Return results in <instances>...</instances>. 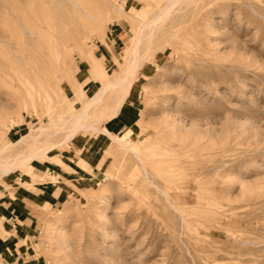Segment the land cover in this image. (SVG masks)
Instances as JSON below:
<instances>
[{"label": "rangeland", "instance_id": "1", "mask_svg": "<svg viewBox=\"0 0 264 264\" xmlns=\"http://www.w3.org/2000/svg\"><path fill=\"white\" fill-rule=\"evenodd\" d=\"M0 188L33 264H264V0H0Z\"/></svg>", "mask_w": 264, "mask_h": 264}, {"label": "crops", "instance_id": "2", "mask_svg": "<svg viewBox=\"0 0 264 264\" xmlns=\"http://www.w3.org/2000/svg\"><path fill=\"white\" fill-rule=\"evenodd\" d=\"M123 122H126L123 120ZM110 128H123L121 121L110 124ZM126 127V126H125ZM109 129V128H107ZM84 141H77L72 144L74 152L80 153L79 158L72 159L71 167L77 173H83L85 177L97 179L100 175L98 166L99 161L89 160L84 157L87 147L82 151ZM82 151V152H81ZM82 159V162L79 159ZM81 162V163H80ZM59 167V166H58ZM45 169V170H43ZM43 169H39L44 175L40 178H45L43 181L36 183L37 189L41 194L33 196L39 204L58 205L63 201V189L60 185L52 180H47V175H51L57 179V182H62L67 176L64 169H57L51 165H46ZM40 173V174H41ZM69 173V172H68ZM21 194L11 191V188H0V264H33L34 259H30V254L33 253L37 244V233L39 230L38 217L33 213V210L27 205H19L15 200H18ZM29 195V193L27 194ZM23 197V196H22ZM30 197V196H28Z\"/></svg>", "mask_w": 264, "mask_h": 264}, {"label": "bare ground", "instance_id": "3", "mask_svg": "<svg viewBox=\"0 0 264 264\" xmlns=\"http://www.w3.org/2000/svg\"><path fill=\"white\" fill-rule=\"evenodd\" d=\"M105 91H106V89H105V90L103 89V91H102L101 93L103 94ZM99 94H100V93H99ZM99 94H98L97 96L95 95L96 97H94V99H92L91 102H90L88 105H91V104L93 105L94 101H95V100H98V98H99ZM100 99H101V98H100ZM95 102H96V101H95ZM116 139H117V141H121V139H119V138H116Z\"/></svg>", "mask_w": 264, "mask_h": 264}]
</instances>
